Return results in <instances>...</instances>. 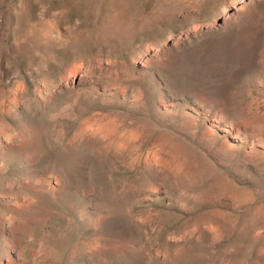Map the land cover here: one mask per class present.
<instances>
[{"label":"rangeland","instance_id":"1","mask_svg":"<svg viewBox=\"0 0 264 264\" xmlns=\"http://www.w3.org/2000/svg\"><path fill=\"white\" fill-rule=\"evenodd\" d=\"M0 264H264V0H0Z\"/></svg>","mask_w":264,"mask_h":264}]
</instances>
